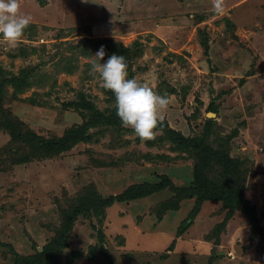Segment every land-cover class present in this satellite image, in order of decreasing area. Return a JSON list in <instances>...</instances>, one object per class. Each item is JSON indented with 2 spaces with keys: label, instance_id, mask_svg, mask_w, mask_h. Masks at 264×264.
Wrapping results in <instances>:
<instances>
[{
  "label": "rangeland",
  "instance_id": "374dc122",
  "mask_svg": "<svg viewBox=\"0 0 264 264\" xmlns=\"http://www.w3.org/2000/svg\"><path fill=\"white\" fill-rule=\"evenodd\" d=\"M215 2L19 0L30 23L16 43L0 39V264H264V235L210 194L243 187L264 226V0H222L219 13ZM110 41L130 48L128 77L169 100L146 141L91 70ZM85 122L88 139L45 146ZM171 128L204 141L209 164ZM196 162L214 190L96 206L159 174L188 186Z\"/></svg>",
  "mask_w": 264,
  "mask_h": 264
},
{
  "label": "clouds",
  "instance_id": "9594fccd",
  "mask_svg": "<svg viewBox=\"0 0 264 264\" xmlns=\"http://www.w3.org/2000/svg\"><path fill=\"white\" fill-rule=\"evenodd\" d=\"M222 7V0H216L215 11L219 13ZM18 10L19 0H0V39L8 43H16L30 23V17L19 15ZM105 55V49L101 46L94 54L96 60L91 70L98 73L102 87L113 93L116 115L122 127H130L142 141L153 138L160 110L168 106V98L129 78L122 55L113 53L101 63Z\"/></svg>",
  "mask_w": 264,
  "mask_h": 264
},
{
  "label": "trees",
  "instance_id": "16d2710c",
  "mask_svg": "<svg viewBox=\"0 0 264 264\" xmlns=\"http://www.w3.org/2000/svg\"><path fill=\"white\" fill-rule=\"evenodd\" d=\"M110 51L112 53H115L117 55H122L123 57H125L127 53L130 52V48L125 47L124 45L120 43H112V45L110 46ZM82 100L86 102V99L84 96H82ZM75 104H76L75 101H70L69 103H67V106H73ZM15 118L17 119V121H19L17 117ZM19 123L21 122L19 121ZM89 126H90L89 122L75 124L65 131V134L61 139H58L56 141H47L45 143V146L50 151L56 150L60 152L62 150H66L70 147L71 144L80 142L90 137V135L88 134ZM8 127L9 129H13L14 125L11 126V123H9ZM169 136H171V138L178 145L182 147L196 149L198 151L197 154L201 156L200 158L202 162L204 163V165L207 166V164H209V161H210L209 159L211 157V154H210L211 151L208 149L204 141H199L198 139L189 138L185 136L181 131H178L173 128L170 129ZM20 162H24V160H20ZM193 172H194L193 179L191 180L192 182L188 186H184V187L174 186L173 181L168 174H165V173L159 174L158 180L156 182H142V183L131 184L123 192L117 195H108L106 197H103L102 199H100V201L97 203L96 206L100 210H102L106 207L111 206L116 201L138 200V199L145 198L147 195L153 194L155 192H160V191L168 190V189L171 190L170 188L172 187H174L173 191L175 192L176 191H179L181 193L186 192V194L188 195V198L194 197L195 193L202 194L203 192L207 190H214L211 188L212 181L211 180L209 181L208 179L203 178L201 170L199 169V164L197 162L195 163ZM215 190H220V191H216L215 193ZM215 190L210 191V194H214L213 195L214 198H218L221 200L224 199L225 201H227L228 204H230L233 208H235V210L237 211L240 210L243 213H245L250 219V224H252L253 226L254 233L264 235V226L260 224V221H259L260 217L258 216V213H257L258 211L256 209V206L252 205L251 202L244 197L243 187L236 186L235 189L232 188L230 191H228L227 195H224V193H221L222 188L216 187ZM182 198L183 199L186 198V195L185 197H182ZM182 198H178V199L174 198L175 201H172V202L170 201L171 205L167 207V210H170V211L179 210ZM196 205L190 212V215L180 223V226L178 227L177 235L179 236L182 235L187 230V228H189V226L192 225V217L193 215H195L197 211ZM157 217L160 220L163 219V216L158 215ZM68 218H69L68 229H71L74 220H73V217H69V215H68Z\"/></svg>",
  "mask_w": 264,
  "mask_h": 264
}]
</instances>
